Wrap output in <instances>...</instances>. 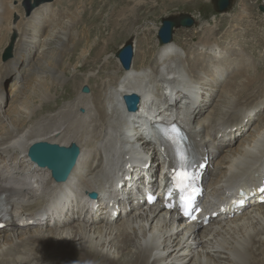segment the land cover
Listing matches in <instances>:
<instances>
[{"label":"bare ground","instance_id":"obj_1","mask_svg":"<svg viewBox=\"0 0 264 264\" xmlns=\"http://www.w3.org/2000/svg\"><path fill=\"white\" fill-rule=\"evenodd\" d=\"M21 1L0 0V32L6 31L8 37L0 43H5L3 49L11 44L14 57L9 65L0 60V79L22 80L11 85L8 95L0 87V215L5 219L0 230V264H264V201L258 204L252 199L243 210L234 205L236 210H225L218 218L211 217L208 226L195 229L158 205L131 207L113 219L104 200L113 192L107 171L116 170L118 156L121 159L138 147L134 132L156 113L169 119L182 117L192 157L196 153L202 162L203 155L208 157L203 208H225L226 197L244 187V175L254 176L250 181L254 186L252 182L264 177V72L259 73L257 66L234 50L206 76L209 65L199 69L207 52L201 45L208 44L211 33L191 52L182 53L174 42L164 45L158 40L157 52L138 68L134 41L127 42L133 52L127 71L122 70L117 53L115 63L108 62L109 38L91 44L88 40L78 59L90 60L100 41L102 48L92 61L101 64L80 82L74 79L73 98L53 112L51 100L67 83L63 74L69 66L65 67L63 58H71L77 46V35L70 28L81 22L82 7L77 5L72 16L68 13L56 24L49 6L53 0L40 1L28 17L24 8L20 12L16 7ZM90 29L80 34V40L87 39ZM28 64L21 71L17 67ZM72 67L75 74L78 63ZM89 78L92 88L83 94ZM29 92V99H24ZM166 92L175 94L174 112L163 107ZM129 94L139 99L134 113L122 103ZM40 105L44 113L33 116ZM226 116L235 121L234 126L218 128ZM230 135L234 136L230 146L219 143L221 153L212 165L209 150L219 137ZM41 143L78 149L65 181H56L47 168L30 161L29 149ZM139 148L142 151L136 156L152 162L148 173L170 168L166 147L152 154ZM91 191L101 196L97 208L84 201ZM63 194L61 205L49 206V200L55 202ZM69 202L75 207L68 209ZM117 204L120 210L126 208ZM53 212L60 215L56 223L42 227L44 216L53 218Z\"/></svg>","mask_w":264,"mask_h":264},{"label":"rangeland","instance_id":"obj_2","mask_svg":"<svg viewBox=\"0 0 264 264\" xmlns=\"http://www.w3.org/2000/svg\"><path fill=\"white\" fill-rule=\"evenodd\" d=\"M23 1L25 0H22L21 4ZM14 4L16 5V2ZM20 5L16 7L21 12L23 8L22 6L20 7ZM77 5L78 7L80 5L82 7L78 11V21L81 20L82 23L80 22L75 27L73 26L70 28V32L73 31L77 35L74 40L77 46L72 50L73 56L71 58L70 56L63 58L66 64L65 67L69 66L63 74L67 83L62 88L57 89V95L51 100L52 102L50 105L53 106V112L57 111L64 102L70 101L71 98H73L71 82H75L74 79L80 82L88 72L93 70L94 66L101 64L98 62L93 63L92 61L94 55L102 48L103 43L100 41H98V45L94 48L92 52L93 55H89L90 60L83 62L78 59L86 41L89 40L88 44H91L95 40L102 41L103 38H109L111 41L108 44L106 56L110 64L115 63V54L120 48L125 46L127 42L134 41L135 45L133 49L136 47L137 53H135L133 59H135V67L138 68L144 60L149 61L154 53L157 52V48L161 46L157 43V35L162 20L166 18L178 19L181 16H190L192 18L193 25L191 27H178L175 30L173 29L172 42L180 47L182 53L198 49L201 40L205 39L207 34L211 33L208 44L201 45L204 51L207 52L201 58L202 62H200V65H202L199 69H207L209 65L206 76H208V72L215 69L213 68L215 63L222 65L227 59L225 57L227 52H234V50L240 51L246 62H251L255 67L257 66L258 70H260L259 73L264 72V12L260 10V7L264 6V0H234L232 8L224 14L216 13L210 0H53L50 2L49 6L52 9L50 12L54 15L53 18L56 20V24L60 22L62 17L67 16L68 13L72 16V10ZM74 13L73 17L76 15ZM2 28L5 29V27ZM89 28L91 29L87 39L83 37V39L80 40V34L82 36ZM68 30L69 28H67V31ZM3 38H5L6 42L8 38L6 31L0 32V40ZM138 41L141 42V45L138 44ZM3 43L4 42L0 43V60L4 65H9L14 60V57L12 54L11 59L2 61V53L7 47L3 49V45L5 44ZM216 43H218V45ZM144 53L145 58L143 59L142 55ZM77 63L78 69L74 72L75 74H73L70 70H72V66ZM17 67L21 71L28 68L29 64L18 65ZM259 73L257 72V74ZM99 75L101 78V74ZM202 76L205 77L204 73ZM250 77L252 76L250 75ZM39 79L42 80V77H39ZM45 79L46 77H43V81H45ZM19 81L22 82V80L19 79L12 81L10 78L3 77L0 79V87H2L1 89L3 92L8 95L11 85H15ZM92 82L93 80L90 79L88 89L92 88ZM30 93L31 92H29V94L26 93L24 99H27L28 96L31 95ZM53 94H55V92ZM5 109H7L6 105L4 106V110ZM37 112L44 113L43 106L40 105L33 116L37 115ZM234 123L235 121H230L226 116L223 123L218 128L223 126H234ZM255 123L256 121H254L252 125ZM233 139L234 136L232 135L219 137L217 142L212 145L209 150V155L212 157V165L213 161H215L221 153L219 143H229L230 146V140ZM234 144L235 142L232 143V145ZM141 151L142 149L139 148L138 145V147L136 146L133 150L132 155H129L131 150H128L121 159L118 156L115 161L116 169L119 160L120 166L126 162L128 158L136 156L141 153ZM95 155L97 156V152ZM22 158H24V156ZM244 178L252 181L254 176L244 175ZM243 182H246V180L241 179V183ZM90 193L95 192L91 191ZM97 195V199H99L101 196L98 193ZM85 199L84 201L86 203ZM118 222L119 221L116 223ZM22 230H25V228H22ZM72 264L77 263L72 262Z\"/></svg>","mask_w":264,"mask_h":264},{"label":"water","instance_id":"obj_3","mask_svg":"<svg viewBox=\"0 0 264 264\" xmlns=\"http://www.w3.org/2000/svg\"><path fill=\"white\" fill-rule=\"evenodd\" d=\"M42 0H25L22 2L21 6L25 10V16H30L33 8H37ZM213 9L216 13L221 14L228 12L233 5L234 0H210ZM260 10L264 12V6L260 7ZM193 25L192 18L190 16H181L178 19L166 18L162 20L161 26L158 31L157 39L161 44H168L172 41L173 29L178 27L189 28ZM14 39L12 37L11 42ZM118 60L121 63L122 69L124 71L129 70L132 61V46L126 44L120 48L116 54ZM12 57V47L4 49L1 59L2 61H7ZM81 93L88 94L89 90L84 87ZM124 107L127 112L134 113L138 109L139 99L136 95L129 94L122 97ZM79 151L77 148H65L52 144H35L31 146L28 151V157L31 162L36 163L40 168H47L51 172V176L56 181H65L70 174L73 166L77 160ZM95 197V194L91 195Z\"/></svg>","mask_w":264,"mask_h":264},{"label":"snow or ice","instance_id":"obj_4","mask_svg":"<svg viewBox=\"0 0 264 264\" xmlns=\"http://www.w3.org/2000/svg\"><path fill=\"white\" fill-rule=\"evenodd\" d=\"M172 131L176 132L178 134V129H176L175 126H172ZM179 159H180L181 162L184 161L185 157L183 156V154L179 155ZM174 178L177 181V185L179 187H181L182 189H184V188H186L188 186V182L191 179L190 175L182 167L174 169ZM182 199H184V198L182 197ZM191 200H192V195H189L188 198H187V203L190 204Z\"/></svg>","mask_w":264,"mask_h":264},{"label":"flooded vegetation","instance_id":"obj_5","mask_svg":"<svg viewBox=\"0 0 264 264\" xmlns=\"http://www.w3.org/2000/svg\"><path fill=\"white\" fill-rule=\"evenodd\" d=\"M62 147H64V146H62ZM65 148H68V147H65Z\"/></svg>","mask_w":264,"mask_h":264}]
</instances>
